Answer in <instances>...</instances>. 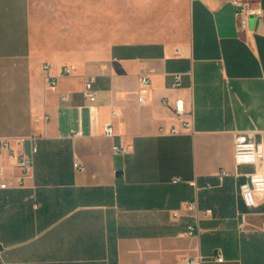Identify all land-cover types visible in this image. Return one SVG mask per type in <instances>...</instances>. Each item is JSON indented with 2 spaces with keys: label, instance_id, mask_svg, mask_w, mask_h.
<instances>
[{
  "label": "crops",
  "instance_id": "crops-1",
  "mask_svg": "<svg viewBox=\"0 0 264 264\" xmlns=\"http://www.w3.org/2000/svg\"><path fill=\"white\" fill-rule=\"evenodd\" d=\"M248 1L264 11V0ZM142 76L151 79L143 104ZM90 78L95 120L83 94ZM178 97L194 109V129L161 134L179 126ZM237 131H254L264 149V14L240 33L231 0H188L186 30L173 42L39 57L31 0H0V138L34 161L23 186L0 189V264H264V195L253 207L241 197L264 163L236 165ZM122 144L128 151L115 153ZM0 166L21 175L5 152ZM194 201L201 219L188 233Z\"/></svg>",
  "mask_w": 264,
  "mask_h": 264
},
{
  "label": "rangeland",
  "instance_id": "rangeland-1",
  "mask_svg": "<svg viewBox=\"0 0 264 264\" xmlns=\"http://www.w3.org/2000/svg\"><path fill=\"white\" fill-rule=\"evenodd\" d=\"M49 1L31 0L39 57L59 53L71 58L114 43L173 42L187 27L188 0Z\"/></svg>",
  "mask_w": 264,
  "mask_h": 264
},
{
  "label": "built area",
  "instance_id": "built-area-1",
  "mask_svg": "<svg viewBox=\"0 0 264 264\" xmlns=\"http://www.w3.org/2000/svg\"><path fill=\"white\" fill-rule=\"evenodd\" d=\"M232 5L234 6V13L236 18V27L237 31L240 33L247 32L251 27L252 18H260L263 16L264 11L262 7L258 4L255 5L248 0H231ZM73 66H66L64 73L70 74L73 70ZM45 71L50 69L49 64L43 66ZM182 73L174 74V87L181 86ZM47 87L50 90H56L57 88V79L56 77L50 76L47 74L45 76ZM94 78H90L85 82L83 94L89 101V110L91 119L95 120L97 116V91L94 89ZM151 79L148 76H142L140 78L141 92L139 96V103H145L146 99L143 93L147 91ZM63 100H66L67 97H62ZM165 105H168L167 100L164 101ZM173 112L176 120L179 122V126L173 125L169 131L165 128L160 129L161 134H170L178 135L182 132L192 131L194 129L195 113L194 109H188L183 97H178L173 105ZM114 118L118 119L120 117L118 111H113ZM48 119V116L45 117V120ZM105 133L108 136L114 135L113 125L107 124L105 126ZM80 133H76V136H79ZM254 131H237L235 134V163L238 166L242 165H263L264 163V149L263 147L255 141ZM21 141H24L22 139ZM11 138H0V153L5 152L9 159L16 161L21 175L17 178L7 177L6 171L3 166H0V189H9L13 187L23 186L26 175L29 170L33 167L34 161L32 158L27 156L25 153L16 154L11 146ZM113 151L115 153H126L128 149L122 144L120 146H113ZM33 152H38L37 144L33 146ZM76 167L83 170V167H80L76 164ZM230 172L228 170H222L219 174V178L222 181L225 177L229 176ZM247 182L241 186V197L247 207H253L256 205V199L259 195H264V173L254 172L248 173ZM180 179L176 178L173 182L177 183ZM186 209L189 212H192L191 220L188 224L187 232L193 233L195 228H199V223L201 219L202 210L199 208L197 201L190 202L186 205ZM205 215H212L213 211L211 209L203 211ZM175 217L180 216V212L177 211L174 213ZM203 259V256L190 258L187 261L189 263H197ZM216 259L218 261H223L224 256L221 252L217 254Z\"/></svg>",
  "mask_w": 264,
  "mask_h": 264
}]
</instances>
